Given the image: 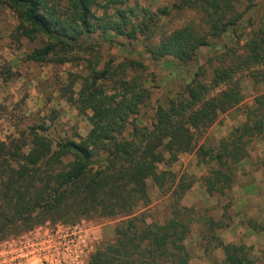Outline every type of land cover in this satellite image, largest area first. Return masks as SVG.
Segmentation results:
<instances>
[{"label":"trees","instance_id":"trees-1","mask_svg":"<svg viewBox=\"0 0 264 264\" xmlns=\"http://www.w3.org/2000/svg\"><path fill=\"white\" fill-rule=\"evenodd\" d=\"M129 1L0 0L18 17L12 33L16 41L42 39V46L27 58L87 62L89 72L81 76L78 93L72 80L62 95L87 114L92 125L85 136L75 133L56 139L48 132V123H34L0 138V240L46 222L119 218L115 238L98 246L89 264H188L192 254L187 241L193 235L206 254L222 248V264H253L252 247L225 242L221 230L234 216L239 163L254 161L253 143L264 142V93L243 105L241 85L245 77L255 85L264 83V27L255 29L243 45L215 52L208 59L209 68L199 67L184 91L159 103L153 121L141 124L138 116L151 97L145 64L129 57L100 67V42L91 37L113 31L135 38L140 33L153 60L173 57L188 64L212 39L231 28L236 34L247 9L241 11L237 5L246 0H175L177 9L198 10L203 27L189 21L159 31L158 23L169 10L140 4L126 7ZM155 29L158 42L152 41ZM108 84L112 87L106 89ZM235 108L245 119L219 140L201 142L205 129L221 113ZM181 152L196 154L206 167L199 181L210 197H216L215 205L183 203L197 179L168 168ZM254 163L255 170L264 171V158ZM161 164L166 166L162 170ZM149 180L164 197L162 219L149 210Z\"/></svg>","mask_w":264,"mask_h":264},{"label":"rangeland","instance_id":"rangeland-1","mask_svg":"<svg viewBox=\"0 0 264 264\" xmlns=\"http://www.w3.org/2000/svg\"><path fill=\"white\" fill-rule=\"evenodd\" d=\"M174 1L130 0L126 7L140 4L142 6H150L155 11H159L161 7H166L169 10V14L158 23L161 28L159 31H169L189 21L198 22V26H202L201 14L198 10L190 8L177 9L173 6ZM237 5L239 10L245 11L247 9V12L237 26L236 34L231 33L233 32L231 28L232 31L225 33L221 38L212 39L211 45L201 48L198 59L188 64H183L173 57H165L157 61L153 60L147 52V40L140 33L135 38L117 35L113 31L108 32L105 37L102 32H97L91 37V40L100 42L99 46L102 55L100 67H103L107 62H113L116 65L129 57L141 60L145 64L144 76L147 79L146 87L151 91V97L142 107V111L138 116L139 123L150 124L153 121L158 104L165 103L168 99L184 91L187 83L194 78L195 72L199 67L204 65L209 68L207 67L208 59L214 56L215 52L222 51L224 46L243 45L246 38L250 37L255 29L264 27V0H246ZM247 6L250 7L247 8ZM18 23L17 15L7 5L0 4V138L6 139L9 135L29 125L44 122L50 125L48 132L53 138L71 137L75 133L85 136L92 127L87 114H81L75 105L69 103L62 95V90L74 80L73 87L75 92L78 93L82 84L81 76L89 72L87 62L85 60L77 61L74 58H70L68 62L64 63L54 61L38 62L27 58L28 54L35 48L42 46V39L36 38L31 41L24 38L20 42L16 41L12 33ZM158 40L159 32L157 33L155 29L152 41L158 42ZM75 56L78 57L77 55ZM210 75L211 69L208 70L206 78L210 77ZM201 78L205 77L201 76ZM241 85L245 96L243 105L251 104L257 93H264V83L255 85L247 77L242 79ZM111 87L108 84L106 89ZM76 95L78 96V94ZM88 113L90 114L91 112L88 111ZM52 115H57L54 120H51ZM244 119L245 116L239 108L232 109L227 113H221L217 121L205 129L203 136H201V142L206 140L210 143L219 140ZM132 120H134V117H132ZM253 145L251 153L254 161L264 158V142L255 140ZM192 155L193 157H191ZM254 161L248 163L247 160V163L243 161L239 163L236 185L242 183V173L252 175L250 166H257L254 165ZM165 167L164 164L160 165L161 170ZM168 168L180 175H192L197 179L194 184L195 187L190 189L184 196L183 203L199 207L213 206L217 203L210 202L211 200L216 201V197L205 198V190L199 180L206 172V167L198 163L196 154L181 152L178 154L177 160L168 163ZM260 170L261 173H258V176H263L264 178V171ZM252 180L254 183L255 179L253 178ZM256 181L263 184L262 188L258 187V182L255 184V188L250 186L249 189H238V185H235L234 188L237 187V189L236 192L233 189L234 200L238 196V200L241 202L238 206L242 205L243 198L252 200L254 197L260 198L262 196L260 193L262 190H259L258 194H256L252 189H264V181L262 182L261 178L260 180L256 179ZM149 189L152 197L149 210L157 211L156 217L162 219L165 215L164 197L152 180H149ZM240 195L243 196L242 199ZM221 202L225 203L226 200L223 199ZM247 210L258 211V216L249 219L245 209L238 208V212H236L233 207L232 214L234 216L231 225L221 230V235L227 243L244 242L251 246L253 264H264V236L261 244L257 242V237L262 233H260V229H264L263 211L260 210L259 205H252V208ZM238 216H240L239 220ZM119 220V218L93 217L78 219L75 222L61 220L56 223L71 225L77 222H85L86 225L91 226L93 242H90L92 251L89 256L90 260L92 253L98 246L115 238V227ZM149 220L152 221V218ZM238 221L243 225H251L256 231L258 230L257 235L253 234L256 231L247 232L244 230L242 232L243 235H241L237 230H233L234 224ZM48 223L51 225L56 224L53 222ZM194 230L196 232V228ZM11 236L15 235L11 234ZM7 238L0 240V244ZM187 244L192 254V259L188 264H222L224 261L225 255L222 248L206 254L201 247L197 246V235L191 236ZM89 260L87 264H89Z\"/></svg>","mask_w":264,"mask_h":264},{"label":"built area","instance_id":"built-area-1","mask_svg":"<svg viewBox=\"0 0 264 264\" xmlns=\"http://www.w3.org/2000/svg\"><path fill=\"white\" fill-rule=\"evenodd\" d=\"M92 228L85 222L38 225L0 244V264H87Z\"/></svg>","mask_w":264,"mask_h":264},{"label":"crops","instance_id":"crops-1","mask_svg":"<svg viewBox=\"0 0 264 264\" xmlns=\"http://www.w3.org/2000/svg\"><path fill=\"white\" fill-rule=\"evenodd\" d=\"M191 157H193V155L191 156ZM243 162H246L247 163V161H243ZM251 163V162H253V161H249L248 160V163ZM249 167V166H248ZM250 168H251V171H252V175H250V174H247V173H242L241 174V177L243 178V180H242V183H240V184H237L238 185V189H249L250 188V186H252V188H255V184H257V182L258 181H256V179L257 180H260V178H261V180H262V182L264 181V178H263V176L262 177H259L258 176V173H261V170H254V168H255V166H250ZM255 179V182L254 183H252V179ZM259 183V182H258ZM260 184V185H259ZM258 184V187H260V188H262L261 186H263V184H261V183H259ZM236 185V186H237ZM195 186H193L191 189H193ZM203 188V187H202ZM236 189H237V187L236 188H234V192H236ZM252 190H254V192L256 193V194H258L257 192L259 191V190H262L260 193L262 194V196L260 197V198H256V197H254V198H252V200H247V199H245V198H243V196H241L240 195V198L242 199V205L241 206H238V205H240L241 204V202L238 200L239 198H238V196H237V198L234 200V205H233V207L236 209V212H238V208H241V209H245L246 211H247V216H248V218L249 219H253V217L255 218V216L257 217L258 215H257V213H258V211H249V210H247V209H251L252 208V205H259L260 206V210L261 211H263L264 212V189H252ZM205 198H210V196L205 192ZM250 198V197H249ZM211 203H213V202H217V200L216 201H213V200H211L210 201ZM187 205H190V204H188V203H186ZM255 207H257V206H255ZM262 207V208H261ZM240 219V216H238V220ZM231 229H233V228H231ZM233 230H237L238 232H239V234H241V235H243V231L245 230V231H247V232H250V231H256V230H254V228H252L251 227V225H248V224H246V225H243L241 222H236L235 224H234V229ZM258 231V230H257ZM257 231L256 232H254L253 234L254 235H257ZM262 232V233H261ZM260 233H261V235L259 236V237H257V236H255V237H257V242H258V244L260 243H262V237L264 236V229H260Z\"/></svg>","mask_w":264,"mask_h":264}]
</instances>
